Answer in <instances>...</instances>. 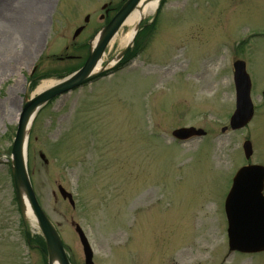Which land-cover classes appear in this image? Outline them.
<instances>
[{
	"label": "rangeland",
	"instance_id": "374dc122",
	"mask_svg": "<svg viewBox=\"0 0 264 264\" xmlns=\"http://www.w3.org/2000/svg\"><path fill=\"white\" fill-rule=\"evenodd\" d=\"M10 1L20 7L25 0ZM125 2L51 0L44 17H29L39 27L27 57L0 75V264H47L40 230L23 222L13 184L11 149L24 103L48 78L38 76L60 82L84 66ZM122 28L107 46L105 73L53 99L28 136L35 194L71 262L86 264L79 226L93 264H264V252L229 250L225 213L238 170L264 166V0H160L125 51L119 40L129 29ZM239 60L255 116L232 131ZM190 128L206 133L173 138Z\"/></svg>",
	"mask_w": 264,
	"mask_h": 264
},
{
	"label": "water",
	"instance_id": "95a60500",
	"mask_svg": "<svg viewBox=\"0 0 264 264\" xmlns=\"http://www.w3.org/2000/svg\"><path fill=\"white\" fill-rule=\"evenodd\" d=\"M139 2L140 0H128L120 11L113 17L110 23L101 30L97 38L96 45H91L88 58L80 70L68 78L58 82L44 93L37 95L24 103L12 148L13 183L23 218L27 219L25 214L26 205L23 198V196H26L31 213L45 239L47 248L46 250L42 248V250L48 256V264H55V262L58 264H70V262L66 255L61 237L40 206L30 181L27 170V144L30 132L28 123L30 121V117L34 113H38V111L53 98L91 82L108 69L107 67H103L100 68L99 71L95 70L97 65L102 62V57L108 44L117 34L123 22L136 8ZM138 28L139 25L137 26L136 32ZM122 54L116 59H120ZM234 68V80L237 90V109L231 119V127L232 129L237 130L244 128L251 121L254 114V108L250 96L251 80L246 72L245 62H236L234 64ZM192 135H203V132L195 129H181L174 132V136L178 138H187ZM243 150L246 158L249 159L253 154L252 144L250 141H246L243 144ZM248 174H253V178L256 179V186L254 189L255 199L252 203L249 201L240 203V195L242 191L235 185L240 184L242 177L243 179H246ZM263 184L264 168L260 166L245 167L235 178L234 187L232 188L226 201V213L229 221V247L231 251L237 250L247 253L264 251ZM61 194L63 198L69 200L70 204L74 205L71 194H68L63 190L61 191ZM76 231L83 246L86 264H93V252L84 232L79 226H77Z\"/></svg>",
	"mask_w": 264,
	"mask_h": 264
},
{
	"label": "bare ground",
	"instance_id": "6f19581e",
	"mask_svg": "<svg viewBox=\"0 0 264 264\" xmlns=\"http://www.w3.org/2000/svg\"><path fill=\"white\" fill-rule=\"evenodd\" d=\"M51 0H25L23 5L20 7H12L11 1L4 0L1 4L3 7V12L1 13L0 23H2V28H0V75H2L8 68L15 66L19 57H27L28 46L31 45L30 34L33 32L34 28L39 27L34 22L30 21L31 16L36 20L37 17L45 16L46 9L50 6ZM159 6V0H140L136 8L131 12V14L123 22L121 28L122 32L126 28L129 32L126 36L120 38V45L124 46L131 42L136 33L137 26L139 23L152 15ZM38 30V29H36ZM120 30V29H119ZM117 33L110 41V46L115 43L117 38L119 39V34ZM97 40H95L92 46L96 45ZM109 62L108 65H111ZM100 64L97 65L96 71L100 70ZM57 84V81L50 78L44 79L41 84L37 87L35 95H40L46 90L52 88ZM37 113H34L30 117L28 123L29 131L31 125L34 122ZM255 116V114H254ZM25 203V214L27 219L31 223L36 224V221L31 213V209L28 206L26 196L24 197ZM55 264H58L55 262Z\"/></svg>",
	"mask_w": 264,
	"mask_h": 264
},
{
	"label": "trees",
	"instance_id": "16d2710c",
	"mask_svg": "<svg viewBox=\"0 0 264 264\" xmlns=\"http://www.w3.org/2000/svg\"><path fill=\"white\" fill-rule=\"evenodd\" d=\"M29 237H30V234L27 233V239H28V240H29ZM37 240H38V243H39L40 245L44 246V243H43L42 238H37Z\"/></svg>",
	"mask_w": 264,
	"mask_h": 264
},
{
	"label": "flooded vegetation",
	"instance_id": "af4514ba",
	"mask_svg": "<svg viewBox=\"0 0 264 264\" xmlns=\"http://www.w3.org/2000/svg\"><path fill=\"white\" fill-rule=\"evenodd\" d=\"M107 16V15H106Z\"/></svg>",
	"mask_w": 264,
	"mask_h": 264
}]
</instances>
